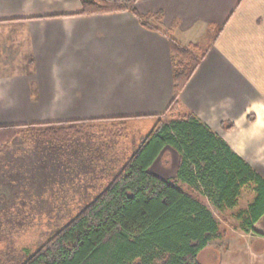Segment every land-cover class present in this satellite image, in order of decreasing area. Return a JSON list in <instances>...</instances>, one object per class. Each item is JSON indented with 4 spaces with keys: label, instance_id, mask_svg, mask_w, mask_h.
Wrapping results in <instances>:
<instances>
[{
    "label": "crops",
    "instance_id": "0c3cea01",
    "mask_svg": "<svg viewBox=\"0 0 264 264\" xmlns=\"http://www.w3.org/2000/svg\"><path fill=\"white\" fill-rule=\"evenodd\" d=\"M81 14L82 0H0V125L133 120L151 128L174 98L170 39L197 45L180 94L264 175V0H133ZM151 130V129H150ZM264 233V215L254 224Z\"/></svg>",
    "mask_w": 264,
    "mask_h": 264
},
{
    "label": "trees",
    "instance_id": "16d2710c",
    "mask_svg": "<svg viewBox=\"0 0 264 264\" xmlns=\"http://www.w3.org/2000/svg\"><path fill=\"white\" fill-rule=\"evenodd\" d=\"M82 3L81 14L130 10L143 25L157 28L133 0ZM169 39L175 94L166 118L158 119L100 193L22 264H201L198 255L220 236V223L178 180L202 190L219 210L237 208L244 190L252 191L253 198L236 217L245 232L256 231L254 224L264 215V175L195 114H181V91L203 54L196 52V44ZM52 124L0 125V154L22 130L64 141V131L76 123ZM167 146L180 155L176 179L151 170Z\"/></svg>",
    "mask_w": 264,
    "mask_h": 264
},
{
    "label": "rangeland",
    "instance_id": "374dc122",
    "mask_svg": "<svg viewBox=\"0 0 264 264\" xmlns=\"http://www.w3.org/2000/svg\"><path fill=\"white\" fill-rule=\"evenodd\" d=\"M55 122V127L70 125ZM75 123L73 130L64 131L68 134L64 141L22 130L1 147L0 264H22L76 216L112 180L151 129L149 123L130 119ZM179 161L176 149L167 146L151 170L176 179ZM177 182L206 203L220 223V236L198 255L201 264H264V233L245 232L236 217L253 198L252 191L244 190L237 208L219 210L202 190Z\"/></svg>",
    "mask_w": 264,
    "mask_h": 264
}]
</instances>
